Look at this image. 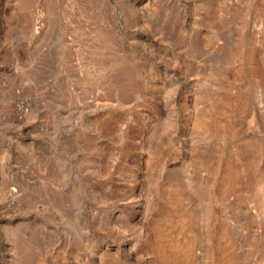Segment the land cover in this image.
I'll list each match as a JSON object with an SVG mask.
<instances>
[{
  "label": "rangeland",
  "instance_id": "obj_1",
  "mask_svg": "<svg viewBox=\"0 0 264 264\" xmlns=\"http://www.w3.org/2000/svg\"><path fill=\"white\" fill-rule=\"evenodd\" d=\"M0 264H264V0H0Z\"/></svg>",
  "mask_w": 264,
  "mask_h": 264
},
{
  "label": "bare ground",
  "instance_id": "obj_2",
  "mask_svg": "<svg viewBox=\"0 0 264 264\" xmlns=\"http://www.w3.org/2000/svg\"><path fill=\"white\" fill-rule=\"evenodd\" d=\"M232 178H233L232 172L229 171V170H226V172L224 173V176L222 178V183H223V185L225 187V189H224L225 192H227V191H229L231 189V185L230 184H231ZM156 249L158 251H160V252L162 251V253H164L163 254L164 259H162V260H164L166 262L167 261L166 259L169 256V254H168V252H166L167 250L164 251L165 247L163 249V248H161L160 243H157ZM170 256H171V254H170Z\"/></svg>",
  "mask_w": 264,
  "mask_h": 264
}]
</instances>
